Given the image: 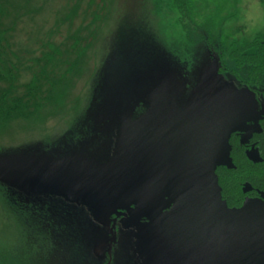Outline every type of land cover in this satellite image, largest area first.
I'll use <instances>...</instances> for the list:
<instances>
[{"label": "rangeland", "instance_id": "1", "mask_svg": "<svg viewBox=\"0 0 264 264\" xmlns=\"http://www.w3.org/2000/svg\"><path fill=\"white\" fill-rule=\"evenodd\" d=\"M0 7L12 33L6 50L23 64L12 93L23 98L36 86L44 105L25 110L34 119L0 129V264H106L109 251L99 256L97 248L112 237V264H264V203L229 211L215 182L194 199L188 185L181 205L189 223L171 228L162 225L161 194L126 203L143 170L165 164L177 182L179 152H200L212 165L207 177L215 165L227 168L228 144L219 143L227 128L217 117L227 120L232 75L244 93L263 90L240 50L264 41V0H0ZM247 100L237 111L254 119ZM163 144L167 163L152 154ZM35 173L92 176L113 198L65 190Z\"/></svg>", "mask_w": 264, "mask_h": 264}, {"label": "flooded vegetation", "instance_id": "2", "mask_svg": "<svg viewBox=\"0 0 264 264\" xmlns=\"http://www.w3.org/2000/svg\"><path fill=\"white\" fill-rule=\"evenodd\" d=\"M230 79L234 83L232 90H230L232 91V100L229 101V109H227V114H226L227 120L224 124L225 129L227 128V133H226L227 134L226 140L228 144V150H227L228 158L226 159L228 163L227 168L228 170H230L229 171L230 176H236V175L255 176L249 173L242 175L240 173L241 171L239 169V166L252 165V166H260V167L262 166L264 168V77L258 80L259 83L255 79V83L259 87L261 86L263 90L259 89V91H257L258 93H252L251 95L244 93L243 89L240 88V86L237 87L236 85L237 80L235 78V75H232ZM238 88H240V90H238ZM236 91L238 92L234 93ZM245 94L246 97L248 98L247 101L253 104L252 110L257 112L256 117L254 119H252L250 115L244 114L245 109H241V111H237V108L239 106L238 100L240 98L246 99ZM261 102H263V104ZM217 121L219 122L218 117H217ZM135 134L137 135V133ZM171 134L172 132L170 133V135ZM152 136H154V134ZM172 136L174 137L175 135L173 134ZM157 142L159 141H155L153 143H157ZM197 148L199 147H196V149ZM153 149H155L156 152L152 154H154L155 156H160L164 160H165V156H169L168 149L165 148L164 144L161 146H157ZM199 155L200 152L198 151H193L189 155H187V153L183 154L182 152H179L178 155L175 154L172 155L174 158V160H172L173 161L172 166L174 167L175 173L177 175L176 180H179L178 182H174V183L170 182L168 171H166L167 166L165 164L164 167L158 169L159 171L143 170L142 179L144 180V182L138 188V190H136L135 195L131 196V198L127 200L129 201L128 204L135 202V199L142 200L141 197L144 196L145 194H150V195L161 194L160 195L161 203L163 204V207L161 208L162 225L168 228L185 227L189 223V221H187L188 208L186 205L185 206L181 205L182 202L181 196L184 194L186 195V193L190 194V192L187 191L188 183L183 177H181L180 174H178L176 165L178 164L179 159H184V160L187 159L188 161L189 159L187 158V156L194 159L197 158ZM192 164L193 162L191 161V165ZM203 164L204 163H202L201 165ZM201 165L197 167L195 165L193 167L192 165L191 173L192 172L193 173L190 176H196V181L200 180L199 179L200 176H203V180H200L202 182L201 183L202 185L201 188H202L206 180V174H204L205 164L203 165V167H201ZM181 169L182 166L180 167V170ZM213 170L214 168L212 169V173L210 177L212 181H216L218 187L219 185L218 178L220 179V176H213ZM262 172L263 174L261 176H264V169L262 170ZM84 177H91L93 180H95L92 176L85 175ZM95 181L97 182V180ZM176 183H180V184L182 183V185L184 186L183 191L177 189L174 186ZM241 186H242L241 193L245 195V197L239 207L234 206V203L231 202L233 205L229 207V211L241 210L243 209L246 203H249L251 207H259L261 203H264V183H255L251 185V183H249L248 180H246L244 183L241 184ZM173 187L176 189L174 190ZM218 192H220L219 188H218ZM191 194L193 195V192H191ZM201 217L202 216H199V218L195 220L196 224L198 223L199 220H201ZM175 218L176 220H174ZM114 240H116L115 237H112V242L110 243V245H107L105 247L104 251L106 250L107 252L109 251L108 255H106L107 256L106 264H112V252L114 251V246H113Z\"/></svg>", "mask_w": 264, "mask_h": 264}, {"label": "trees", "instance_id": "3", "mask_svg": "<svg viewBox=\"0 0 264 264\" xmlns=\"http://www.w3.org/2000/svg\"><path fill=\"white\" fill-rule=\"evenodd\" d=\"M2 18V8L0 7V82L8 84V86L12 88L13 85L16 86V74L19 67L23 64H21L20 57L13 53V50H6L11 46L10 40L12 33L10 32V27L3 26L1 23ZM247 51H252L253 53L247 56L244 54ZM237 52L235 55H237ZM240 52L241 58L248 57V62L244 63L251 69L249 74L258 82V80L264 77V41L254 39L250 44H246L244 49L240 50ZM39 63L40 61L35 59L31 65L43 70V68L38 65ZM36 80H38V78H35V81ZM10 88L0 90V129L12 123V120H19L21 118H27L26 120L34 119L31 118V116H27L25 110L30 109L31 111H28V114L31 115L32 112L38 111L41 108L43 109L44 107L42 97L39 91L36 90V86L26 91L27 95L25 93L23 98L18 99H16L12 93H17V91ZM50 101L53 102V95ZM239 169L242 175L249 173L255 176H230V170H228V168L218 165L214 168V175L220 176V179L218 178V188L220 190L219 194L221 193L219 196L224 208L229 209V207L233 205L232 203H234L236 207L241 205L245 197V195L241 193V184L246 180H248L251 185L255 183H264V176H261L263 174L262 170L264 169L262 166L240 165Z\"/></svg>", "mask_w": 264, "mask_h": 264}, {"label": "water", "instance_id": "4", "mask_svg": "<svg viewBox=\"0 0 264 264\" xmlns=\"http://www.w3.org/2000/svg\"><path fill=\"white\" fill-rule=\"evenodd\" d=\"M139 133H142L145 136H149V135L152 136L153 134H154V136L155 135L162 136L166 132L165 131H154L153 132V131L142 130ZM139 133H137V135ZM187 158L190 161L189 160L187 161V159L186 160L179 159L178 164L176 165V169L178 171V174H180L181 177H183L186 180L188 185L192 186L193 195L191 196V198L193 199L196 196L198 197V196L202 195V194L200 195V193H201L200 189H202L204 186L201 188V186H202L201 183L202 182L200 180H203V176H200V178H199L200 180H197V181H196V176H190L193 173V172L191 173V166L193 165V167H194V165H195L197 167V166L201 165L202 163H204L205 161L203 162V160L201 159L200 155L197 158H194V159L189 157V156H187ZM191 161L193 162L192 165H191ZM204 164H205L204 167L207 168L208 167V163H204ZM203 165H201V167H203ZM181 166H182V169L180 170ZM210 167L208 169H210ZM208 169H207V171H208ZM29 173H32V172H29ZM35 174L39 178L44 179L45 181L50 183L51 185L57 186L59 188L65 189V190L75 191V190H78L80 188H86V189H89V190L95 192L98 195H101L104 199L111 200L113 198V196L110 193V189L107 186H105L104 184H101L99 182H96L91 177H84L83 176V177H80V178H77V179H74V180H71V181H64V180H62L61 178H59L57 176H51V175L41 174V173H35ZM206 175H207V173H206ZM126 203H129V201H126ZM104 250H105L104 246L98 247L97 248V254L99 256H102Z\"/></svg>", "mask_w": 264, "mask_h": 264}, {"label": "bare ground", "instance_id": "5", "mask_svg": "<svg viewBox=\"0 0 264 264\" xmlns=\"http://www.w3.org/2000/svg\"><path fill=\"white\" fill-rule=\"evenodd\" d=\"M219 118V121H222V117H218ZM226 122V121H225ZM225 122H224V119H223V123L225 124ZM223 124V125H224ZM221 136V139L219 140V143L221 144L222 143V141H224V143H225V140H226V138L225 137H223L222 135H220ZM227 141V140H226ZM204 174H206L208 171H207V168L206 167H204ZM179 180H177V182H178ZM206 186H208V187H210V189L212 190L213 188V181L211 180V177L209 176V177H207L206 176V180H205V183H204ZM177 189H180V190H182L183 191V188H182V183L180 184V183H176L175 185H174ZM176 188H174L173 187V189L175 190ZM179 191V190H178ZM143 201V200H142ZM141 201V202H142Z\"/></svg>", "mask_w": 264, "mask_h": 264}]
</instances>
